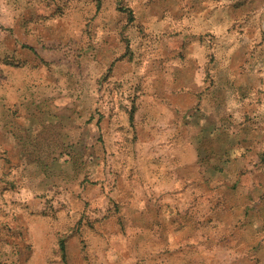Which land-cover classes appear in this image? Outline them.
<instances>
[{"label": "rangeland", "instance_id": "374dc122", "mask_svg": "<svg viewBox=\"0 0 264 264\" xmlns=\"http://www.w3.org/2000/svg\"><path fill=\"white\" fill-rule=\"evenodd\" d=\"M0 264H264V0H0Z\"/></svg>", "mask_w": 264, "mask_h": 264}, {"label": "crops", "instance_id": "0c3cea01", "mask_svg": "<svg viewBox=\"0 0 264 264\" xmlns=\"http://www.w3.org/2000/svg\"><path fill=\"white\" fill-rule=\"evenodd\" d=\"M140 2H148L149 3H161V6L163 5L164 7H166V3L168 2H181V0H139ZM194 1V0H193ZM150 8H147L145 9V11L147 10L146 13H144L145 16H148L149 15V12H150ZM180 9V7H178ZM168 11V10H167ZM158 12H161V11H158ZM174 14H180L181 11L180 10H177V11H172ZM156 13V11H155ZM153 12L149 15V16H152ZM193 14H197L195 12V10L193 9ZM161 15V14H160ZM197 16H193V18H195ZM204 26V25H203ZM205 27V26H204ZM197 28V25L196 23L194 22L193 20V41H196L194 39H196L195 37L199 34V33H203L206 31V28ZM197 43V42H196ZM194 45V43H193ZM205 63H202V65H204ZM199 71H200V59L199 57H196L194 56L193 58V110L197 107H195L197 105V103L199 102V92L200 91V88H198V86L195 84L197 83L199 80H198V77H199ZM202 96V95H201ZM195 107V108H194ZM167 108V107H166ZM196 110V109H195ZM196 145L197 143L194 141L193 139V168L196 167V165H198V154H197V149H196Z\"/></svg>", "mask_w": 264, "mask_h": 264}]
</instances>
